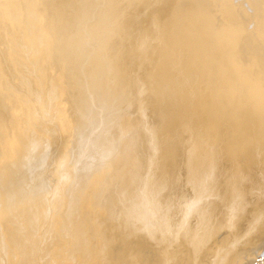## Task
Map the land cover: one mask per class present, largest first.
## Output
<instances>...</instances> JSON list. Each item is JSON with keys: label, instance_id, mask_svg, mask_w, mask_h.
<instances>
[{"label": "bare ground", "instance_id": "6f19581e", "mask_svg": "<svg viewBox=\"0 0 264 264\" xmlns=\"http://www.w3.org/2000/svg\"><path fill=\"white\" fill-rule=\"evenodd\" d=\"M247 4L0 0V264H264Z\"/></svg>", "mask_w": 264, "mask_h": 264}, {"label": "rangeland", "instance_id": "374dc122", "mask_svg": "<svg viewBox=\"0 0 264 264\" xmlns=\"http://www.w3.org/2000/svg\"><path fill=\"white\" fill-rule=\"evenodd\" d=\"M249 1V0H248ZM247 1V2H248ZM252 1V0H251ZM234 2H236L237 4H241L242 6H244V8L246 9V11H248V13H252V11H253V8H251L252 6H249L248 4H247V2H246V0H234ZM239 2H241V3H239ZM251 8V9H250ZM133 18H132V16L130 15V14H127L126 15V21H125V24H127L129 27H131V28H134L135 26H136V24H135V21H134V23H133ZM253 22L252 21H250V24L252 25V26H254L253 24H252ZM251 25H249V22L247 23V26L248 27H250V28H253ZM249 28V29H250ZM47 69H48V67H47ZM64 131H66L67 133V135H69V131H68V129L67 128H64ZM1 161H2V159H0ZM54 194H55V191H53V190H51V189H49L48 191H45V199H47V201H46V203H48V207H49V209H53L54 208V203H53V200H54ZM82 211L80 212V214H79V217L81 218V219H83V220H86V218H87V216H88V214H87V212H86V210H87V207L86 208H82L81 209ZM86 212V213H85ZM99 215H101V214H99ZM98 215V216H99ZM101 217L99 216L98 217V220H94V218H90L89 220H90V223L88 224V226H87V229H86V231H85V234H86V236H88L90 239H92L93 238V233H97V226H98V224L100 223V219ZM252 259H254V258H252ZM259 258L258 257H255V261L253 262L252 260V262H253V264L254 263H256V262H258L259 263ZM247 264H250V263H247Z\"/></svg>", "mask_w": 264, "mask_h": 264}]
</instances>
